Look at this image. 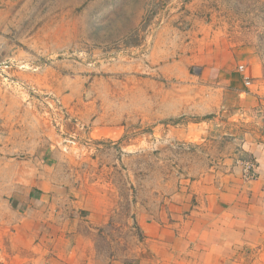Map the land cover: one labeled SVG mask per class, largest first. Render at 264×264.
<instances>
[{"label":"rangeland","instance_id":"rangeland-1","mask_svg":"<svg viewBox=\"0 0 264 264\" xmlns=\"http://www.w3.org/2000/svg\"><path fill=\"white\" fill-rule=\"evenodd\" d=\"M237 89L264 95V0H0V264L23 263L17 200L39 187L65 221L106 218L105 261L138 214L242 174L264 96Z\"/></svg>","mask_w":264,"mask_h":264},{"label":"crops","instance_id":"crops-1","mask_svg":"<svg viewBox=\"0 0 264 264\" xmlns=\"http://www.w3.org/2000/svg\"><path fill=\"white\" fill-rule=\"evenodd\" d=\"M244 59L246 63L238 62L243 67L239 76L248 88L263 70L257 58ZM236 91L248 98L264 96L261 90ZM256 138L245 146L246 160L255 165L254 178L243 179L240 168L234 167L220 181H200L194 191L138 214L132 220L135 243L105 261L94 239L104 216L76 213L65 221L50 210L45 188L39 187L46 191L32 198L21 196L17 201L23 213L15 234L27 248L22 264H264V127Z\"/></svg>","mask_w":264,"mask_h":264},{"label":"built area","instance_id":"built-area-1","mask_svg":"<svg viewBox=\"0 0 264 264\" xmlns=\"http://www.w3.org/2000/svg\"><path fill=\"white\" fill-rule=\"evenodd\" d=\"M240 69H242V66H239ZM250 82L249 80L246 78L245 79V84L248 85ZM255 169V165L253 162L246 160V161H242L241 162V172H242V177L245 180H249L254 178V170Z\"/></svg>","mask_w":264,"mask_h":264}]
</instances>
